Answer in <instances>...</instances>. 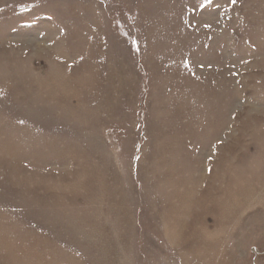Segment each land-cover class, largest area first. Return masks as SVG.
<instances>
[{
	"label": "rangeland",
	"instance_id": "rangeland-1",
	"mask_svg": "<svg viewBox=\"0 0 264 264\" xmlns=\"http://www.w3.org/2000/svg\"><path fill=\"white\" fill-rule=\"evenodd\" d=\"M0 264H264V0H0Z\"/></svg>",
	"mask_w": 264,
	"mask_h": 264
}]
</instances>
